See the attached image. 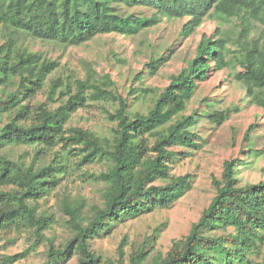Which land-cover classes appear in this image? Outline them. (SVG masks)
Listing matches in <instances>:
<instances>
[{
	"label": "trees",
	"instance_id": "16d2710c",
	"mask_svg": "<svg viewBox=\"0 0 264 264\" xmlns=\"http://www.w3.org/2000/svg\"><path fill=\"white\" fill-rule=\"evenodd\" d=\"M164 18H187L180 38L192 36L207 18L229 27L204 36L187 65L164 88L150 90L154 97L147 111L133 110L112 75H100L93 67L87 66L85 77L49 78L61 64L18 47L15 38L25 33L78 46L102 34L136 35ZM0 24L10 35L0 43V239L25 235L29 242L23 252L0 253V264H15L42 245L46 258L41 264L73 257L77 264H264V180L241 184L240 158L224 162L221 177L213 178L215 196L189 233L174 239L166 253L149 250L150 238L128 260L125 241L117 259L102 260L92 248L114 224L170 207L190 189V174L171 173L181 151L174 147H198L200 118L222 125L239 110L217 109L208 102L206 111L186 113L199 82L213 69L231 66L230 52L235 60L242 59L235 78L264 110V0H0ZM257 28L260 34L253 35ZM168 59L162 53L150 60L149 73L156 74ZM143 76L140 71L137 77ZM45 88L47 101L34 103ZM101 101L113 103L105 108L113 123L111 135L68 126L79 109ZM260 126L252 123L245 132L251 148L259 141L264 148V135L253 138ZM94 165L100 169L91 170ZM76 169L100 185L99 196L91 201L66 186L56 192L67 227L59 240L48 234L58 222L56 212L43 203Z\"/></svg>",
	"mask_w": 264,
	"mask_h": 264
},
{
	"label": "rangeland",
	"instance_id": "374dc122",
	"mask_svg": "<svg viewBox=\"0 0 264 264\" xmlns=\"http://www.w3.org/2000/svg\"><path fill=\"white\" fill-rule=\"evenodd\" d=\"M186 20L187 18H164L158 25L136 35L102 34L78 46H65L25 33L16 34L15 38L18 47L42 53L43 56L61 64L49 78L77 75L85 77L87 66L93 67L100 75H112L122 94L129 98L133 110L147 111L154 97L150 90L164 88L171 75L178 73L187 65L188 60L195 56L197 45L204 36L216 34L219 27L221 32L229 27V24L222 20L207 18L192 36L180 38V31ZM260 32L261 28H257L252 34L258 35ZM9 36V31L0 24V43L6 42ZM169 47L171 51H166ZM229 47L232 50L235 48L232 42ZM162 53L169 56L168 61L161 65L156 74L149 73L147 63ZM231 53L227 56L231 60L230 67L223 70L213 69L206 80L199 82L186 113L195 110L204 112L208 109V102L214 103L217 109H233L237 106L239 110L232 111L230 118L222 125H217L209 117L200 118L196 125L200 135L197 140L198 147H174L181 151L171 163V173L177 176L190 174V189L172 206L155 207L138 217L114 224L109 233L96 238L92 242V248L101 255L102 260L119 258V247L124 241L123 254L128 260L133 249L144 244L148 238L152 239L147 241L149 250L155 248V252L166 253L174 239H180L189 233L192 224L199 219L204 208L215 196L213 178L221 177L227 159L240 158L237 175L241 184L264 180V152H257L264 150L263 144L259 141L251 148L244 139L245 132L252 123H261L253 138H256L257 134L264 135V110L251 102L244 85L235 78V74L242 69V59L235 60L234 54ZM140 71H144L142 79L137 77ZM47 93L48 88H45L38 94L34 103L47 101ZM108 107H113L111 101L92 102L90 106L79 109L68 126L92 128L102 136H109L113 123L105 112ZM99 169L98 165L91 167L93 171ZM80 172L77 169L71 170L63 187H59L43 203L45 208L56 212L58 222L54 231L48 234L55 233L59 240L66 236L67 227L63 213L58 209L56 192H64L66 186L72 194L83 195L91 201L99 196L100 185L91 178L83 177ZM13 237L14 234L0 239L2 255L20 253L28 247L29 242L25 235L16 236L14 241ZM45 250V245H42L15 264H41L46 258ZM61 264H77V258L73 257Z\"/></svg>",
	"mask_w": 264,
	"mask_h": 264
}]
</instances>
